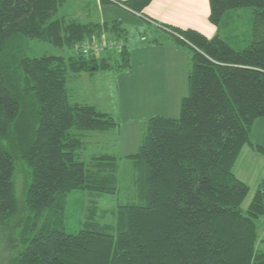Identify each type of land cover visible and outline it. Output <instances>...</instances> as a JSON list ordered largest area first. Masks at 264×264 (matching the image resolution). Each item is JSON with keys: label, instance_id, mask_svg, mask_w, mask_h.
I'll return each mask as SVG.
<instances>
[{"label": "trees", "instance_id": "trees-1", "mask_svg": "<svg viewBox=\"0 0 264 264\" xmlns=\"http://www.w3.org/2000/svg\"><path fill=\"white\" fill-rule=\"evenodd\" d=\"M150 1L124 5L139 13ZM208 1L214 37L168 28L191 51L187 94L179 116L149 118L136 153L125 156L140 171V202L119 206L115 225L90 214L71 234L64 224L67 193L117 191L118 158L103 154L87 168L78 157L81 133L110 131L119 122L72 101L66 76L122 70L130 65L126 47L116 59L85 57L77 48L111 25L61 15L66 0H0V234L6 233L0 262L264 264L256 248L264 181L244 213L249 186L232 171L245 145L264 155L250 142L254 120L264 118V0ZM243 8L252 13L250 38L236 50L222 38V26ZM34 40L70 54L35 56ZM17 162L26 173L19 215Z\"/></svg>", "mask_w": 264, "mask_h": 264}, {"label": "rangeland", "instance_id": "rangeland-1", "mask_svg": "<svg viewBox=\"0 0 264 264\" xmlns=\"http://www.w3.org/2000/svg\"><path fill=\"white\" fill-rule=\"evenodd\" d=\"M65 8H67V5L64 6ZM251 26L252 13L249 8L231 11L226 23H223L222 38L233 49L240 50L249 41ZM244 38H246V42L243 43ZM31 53L35 56L59 55L68 57L70 51L67 48L57 49L34 40L31 42ZM143 62L144 64H141L140 61V65H143V67L138 74L127 75L122 78V84L127 85L124 90L119 88V93L115 91L116 86L110 83L114 79L102 83L98 78L93 77L94 83L90 81L85 83L80 82L74 73H67L66 87L72 101L88 103L93 93L106 95V99L109 98L111 101H100L99 106H101L102 111L111 113L112 117L122 122V124L120 123V131L116 129L105 132L86 131L81 133L82 147L78 150V157L87 168L93 170V158L103 154L118 158L116 170L117 191L115 194H97L81 190H73L67 193L64 224L66 231L71 234H75L83 228V224L90 214L101 225H115L116 212L119 206L140 202V171L125 156L136 153V147L145 134L146 121L149 118L154 116L177 118L179 116L180 102L174 100L176 94H170L171 86H174L173 83L171 84L170 79L168 82L167 79L163 80L166 76L153 74L149 59L143 60ZM138 63L139 61L135 60L134 66ZM119 99V105L116 106L115 100ZM130 121H132L131 124H129ZM125 122L129 123L125 124ZM255 181L256 178L253 177L251 180L249 179L251 184H247L250 187L249 192L241 205L244 213H246L253 198L255 192L253 183ZM25 182L24 166L17 162L14 193L18 215L22 213ZM262 220L263 218L259 220V225ZM112 233L115 234V231ZM5 236L6 233L0 234V254H3L6 250ZM256 248L259 251H264V247L262 248L259 242ZM0 263L5 264L6 262Z\"/></svg>", "mask_w": 264, "mask_h": 264}, {"label": "crops", "instance_id": "crops-1", "mask_svg": "<svg viewBox=\"0 0 264 264\" xmlns=\"http://www.w3.org/2000/svg\"><path fill=\"white\" fill-rule=\"evenodd\" d=\"M127 1L129 0H66L61 9V15H67L81 23L111 25L113 27L111 32H103L102 35L121 37L125 42V53L130 62V65L122 70L109 69L77 73L75 74L77 79L85 83L89 81L94 83L93 77L98 78L102 83L114 79L110 83L116 86L115 91L119 93V88L124 90L127 85L122 84V78L138 74L143 67L140 61L144 64L143 60L149 59L153 74L166 76L163 80L167 79V82L170 79L171 84L174 85L171 86L170 94H176L174 100L180 102L187 94V74L190 69L191 51L187 46L177 44L176 38L179 37L170 29H190L208 39L214 37L217 29L208 19L209 1L151 0L139 13L126 7L124 4ZM66 5L67 8L64 9ZM112 56H115L112 59L117 58L116 55ZM105 57L109 58L110 55ZM135 60L139 61L136 66H134ZM106 97L103 94L93 93L91 99L85 104L93 105L102 111L99 102L110 100ZM119 102L120 99L115 100L116 106ZM103 112L111 114L107 111ZM118 122L119 126L113 130L120 131L122 122L119 120ZM131 122H125V124H131ZM250 142L264 149V118L254 120L250 131ZM233 173L236 178L248 185L251 184L249 179L255 177L256 181L253 186L256 189L259 183L264 181V155L256 152L249 145H245L233 166ZM258 242L263 248L264 218L259 225Z\"/></svg>", "mask_w": 264, "mask_h": 264}, {"label": "built area", "instance_id": "built-area-1", "mask_svg": "<svg viewBox=\"0 0 264 264\" xmlns=\"http://www.w3.org/2000/svg\"><path fill=\"white\" fill-rule=\"evenodd\" d=\"M125 48V42L122 38L106 37L86 40L77 48V52L85 57H94L99 59L106 55H117ZM105 54V55H104Z\"/></svg>", "mask_w": 264, "mask_h": 264}]
</instances>
